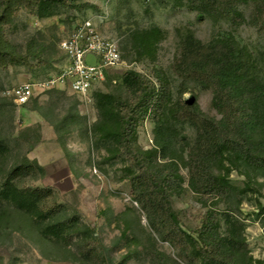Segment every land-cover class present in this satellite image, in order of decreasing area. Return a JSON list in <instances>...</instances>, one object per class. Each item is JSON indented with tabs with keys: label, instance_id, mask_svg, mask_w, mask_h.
I'll use <instances>...</instances> for the list:
<instances>
[{
	"label": "rangeland",
	"instance_id": "obj_1",
	"mask_svg": "<svg viewBox=\"0 0 264 264\" xmlns=\"http://www.w3.org/2000/svg\"><path fill=\"white\" fill-rule=\"evenodd\" d=\"M253 8V3L238 5L243 15L240 23L231 19L199 21L197 11L178 0H69L47 15L25 8L18 11L5 26L6 38L21 53L34 46L42 50L40 58H29V64L19 61L0 69V188L12 165L32 164L28 174L15 175L14 183L47 190L40 202L43 210L64 208L68 215L88 224L94 242L105 252V264H150L152 242L170 264H201L193 250L182 255L180 248L157 233L147 212L133 199L130 175L138 168L128 154L116 153L118 143L112 131L101 130L106 116L98 107L96 92L111 95L115 101L130 100L123 74L136 71L159 87L160 70L171 85L172 102L181 95L185 100L193 98L204 112L220 117L212 89L192 79L184 80L174 64L189 33L204 43L230 37L255 60L253 64L259 66L256 72L264 81V31L251 22ZM96 15L104 33L118 40L124 63L110 70L88 97L69 89H49L25 105L17 104L10 91L58 74L64 61L61 40L83 19ZM145 30L152 31L150 37L141 38ZM173 127L179 134L188 135L187 142L194 139L195 131L188 124L173 121ZM154 128L150 114L138 127V149L157 148ZM263 134L264 128L254 133L253 139ZM177 145L182 188L172 195L171 205L179 226L198 238L202 214L214 208L220 212L225 235L234 227L236 234L244 237L247 248L238 254L240 260L264 264V170L225 154L215 169L230 179L234 195L204 202L190 185L188 144ZM2 203L5 201L0 199V207ZM7 204V216L0 218V264H95L81 256L78 240L66 245L43 234L36 220ZM227 210H233L236 217L231 224L222 213Z\"/></svg>",
	"mask_w": 264,
	"mask_h": 264
},
{
	"label": "trees",
	"instance_id": "obj_2",
	"mask_svg": "<svg viewBox=\"0 0 264 264\" xmlns=\"http://www.w3.org/2000/svg\"><path fill=\"white\" fill-rule=\"evenodd\" d=\"M68 1L0 0V69L19 61L29 64V58L32 55L39 57L42 50L34 46L21 53L6 38L5 26L13 21L15 14L25 8L47 15L54 12L53 8L59 3L67 4ZM178 1L197 11L199 21L231 19L235 23L243 19L238 5L253 3L251 22L259 31H264V0ZM151 32L145 30L141 38L150 37ZM181 45V55L174 64L175 71L184 80L192 79L211 88L215 107L221 116L207 114L193 98L185 100L181 95L172 102L171 85L160 70L157 71L159 87L143 74L127 70L123 74V82L131 95L130 100L115 101L111 95L96 92L98 107L106 116L101 130L109 132L110 129L118 143L116 153L128 154L133 165L137 166L138 171L130 175L133 199L147 212L157 233L180 248L182 255H189L193 250L200 257L201 264H253L252 261H241L238 256L247 248L244 237L238 236L234 227H230L226 235L221 231L218 210L209 208L202 214L199 236L195 238L179 226L171 198L182 188L177 161V144L180 142L188 144L186 166L190 185L204 202L226 200L234 195L230 179L215 169L225 154L264 170V134L258 140L253 139L254 133L264 128V81L256 72L255 67L259 66L253 64L255 60L249 58L245 49L230 37L204 43L189 33ZM150 114L155 120L157 148L143 151L136 147L135 137L140 123ZM173 121L191 126L195 131L194 139L187 142L188 135L179 134L173 127ZM33 163L39 166L37 162ZM31 168L32 164L23 162L12 165L0 188V199L36 220L43 234L66 245L78 240L83 258L95 264H105V252L94 242V232L88 224L68 215L64 208L43 210L40 202L47 190L18 187L14 183L15 175H26ZM5 203L0 207L2 219L7 216ZM222 213L230 224L236 219L233 210ZM148 253L150 264H170L167 256L153 242Z\"/></svg>",
	"mask_w": 264,
	"mask_h": 264
},
{
	"label": "built area",
	"instance_id": "obj_3",
	"mask_svg": "<svg viewBox=\"0 0 264 264\" xmlns=\"http://www.w3.org/2000/svg\"><path fill=\"white\" fill-rule=\"evenodd\" d=\"M99 17L83 19L61 40L64 61L58 74L45 81L20 84L10 91L17 104L25 105L49 89H69L82 98L88 97L107 72L124 63L118 40L104 33ZM89 54L95 57V63L87 60Z\"/></svg>",
	"mask_w": 264,
	"mask_h": 264
},
{
	"label": "water",
	"instance_id": "obj_4",
	"mask_svg": "<svg viewBox=\"0 0 264 264\" xmlns=\"http://www.w3.org/2000/svg\"><path fill=\"white\" fill-rule=\"evenodd\" d=\"M87 60L92 62V63H95V57L91 54L88 55Z\"/></svg>",
	"mask_w": 264,
	"mask_h": 264
}]
</instances>
